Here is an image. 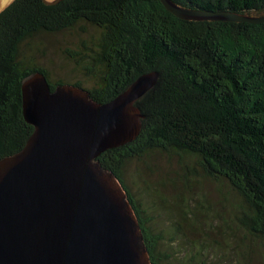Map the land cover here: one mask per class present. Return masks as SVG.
<instances>
[{"label":"trees","instance_id":"obj_1","mask_svg":"<svg viewBox=\"0 0 264 264\" xmlns=\"http://www.w3.org/2000/svg\"><path fill=\"white\" fill-rule=\"evenodd\" d=\"M173 1L264 15V0ZM82 22L100 31L96 48L65 51L78 65L89 60L84 68L98 82L86 89L95 100L108 102L139 76L160 74L137 103L144 115L139 136L99 158L125 188L152 264L168 256L163 238L125 182L131 162L152 152L193 155L205 177L227 179L247 206L243 224L264 237V23L183 20L160 0H13L0 12V159L20 151L34 131L23 115L24 80L41 71L53 90L65 84L35 64L44 37Z\"/></svg>","mask_w":264,"mask_h":264},{"label":"water","instance_id":"obj_2","mask_svg":"<svg viewBox=\"0 0 264 264\" xmlns=\"http://www.w3.org/2000/svg\"><path fill=\"white\" fill-rule=\"evenodd\" d=\"M11 1L0 0V11ZM160 1L183 20L264 23V15ZM159 76H139L108 102L74 84L53 90L41 71L24 80L23 115L34 131L0 159V264H152L128 194L99 158L139 136L137 103Z\"/></svg>","mask_w":264,"mask_h":264},{"label":"rangeland","instance_id":"obj_3","mask_svg":"<svg viewBox=\"0 0 264 264\" xmlns=\"http://www.w3.org/2000/svg\"><path fill=\"white\" fill-rule=\"evenodd\" d=\"M100 36L85 22L46 35L35 64L45 68L53 82L95 87L98 79L84 68L89 60L78 65L65 50L92 53ZM125 182L150 218L153 232L163 238L160 249L169 256L163 264H264V237L243 224V198L227 179L205 177L195 156L149 153L131 162Z\"/></svg>","mask_w":264,"mask_h":264}]
</instances>
